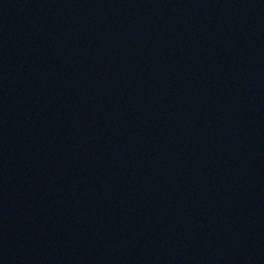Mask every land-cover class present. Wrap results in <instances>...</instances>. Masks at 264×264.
Instances as JSON below:
<instances>
[{
	"label": "water",
	"instance_id": "95a60500",
	"mask_svg": "<svg viewBox=\"0 0 264 264\" xmlns=\"http://www.w3.org/2000/svg\"><path fill=\"white\" fill-rule=\"evenodd\" d=\"M0 264H264V0H0Z\"/></svg>",
	"mask_w": 264,
	"mask_h": 264
}]
</instances>
